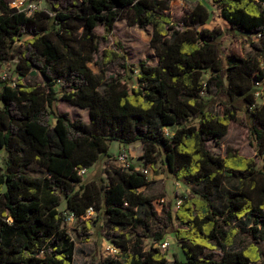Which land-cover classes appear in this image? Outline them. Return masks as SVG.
Masks as SVG:
<instances>
[{"label": "trees", "instance_id": "trees-1", "mask_svg": "<svg viewBox=\"0 0 264 264\" xmlns=\"http://www.w3.org/2000/svg\"><path fill=\"white\" fill-rule=\"evenodd\" d=\"M212 1L229 32L258 41L255 55H223L225 31L206 27L212 12L203 0L179 18L170 0H45L46 11L30 18L0 0V264H73L64 225L90 210L111 228L118 250L101 264H264V104L255 97L256 82L264 84V0ZM121 20L152 28L158 64H124L126 79H104L91 65L123 56L101 52L96 30L112 36ZM7 64L18 75L14 85L1 78ZM37 74L42 85L23 82ZM58 93L85 110L87 122L57 114ZM242 109L258 160L234 148L217 156L207 146L228 134ZM112 142L141 143L145 165L156 170L162 160L190 195L159 213L141 191L153 181L135 165L106 166L104 178L84 180L81 171L111 159ZM33 165L42 175L32 174ZM63 203L69 215L59 210ZM169 233L182 253L173 262L156 247ZM241 237L250 244L235 249ZM206 250H221V258L203 256Z\"/></svg>", "mask_w": 264, "mask_h": 264}, {"label": "rangeland", "instance_id": "rangeland-1", "mask_svg": "<svg viewBox=\"0 0 264 264\" xmlns=\"http://www.w3.org/2000/svg\"><path fill=\"white\" fill-rule=\"evenodd\" d=\"M203 2L212 12V20L206 27L209 29L219 28L225 31V35L221 39V51L223 55L227 56L234 54L241 57L255 55L251 44L257 43L258 41L255 39L242 38L233 32H229L230 26L222 18L218 7L213 3V1L203 0ZM43 4L45 5V0ZM184 12H186L184 8L179 6L177 3L174 4V18L181 17ZM96 33L101 38V52L105 49L114 50L118 51L123 56L116 62L107 66L96 67L95 65H91L92 70L95 73L103 75L104 79L117 76L126 79L127 75L123 69L124 64L136 66L142 61H147L150 66H156L158 64L156 52L150 44L152 38L151 27L140 29L136 26H130L126 20H121L115 24L112 36L105 37V32L102 27L97 28ZM102 38L106 39L104 40ZM115 41L120 43L121 49H118ZM19 45L20 44L17 43L15 48H18ZM101 52L98 55V58L100 57ZM262 62L261 66L264 68V61ZM4 72L7 73V76H11L14 83L17 82L18 75L15 73V67L13 64L5 65ZM128 75L134 77V81L129 84L131 87L136 83L135 77L137 72L131 67V72H129ZM209 77V72L204 73V82H206ZM23 82L32 85H42L44 79L41 75L37 74L35 77L28 76L24 78ZM56 89L59 90V87L56 86ZM205 98L207 99L208 97L205 96ZM262 104H264V98H258V106H261ZM214 107L217 108V106ZM54 111L57 114L68 113L72 119H80L83 122H87L88 120L87 112L85 110L71 106L66 101H63L60 93L57 95ZM250 121V117L247 115L245 110L242 109L238 112L237 119L231 123L228 134L218 142L208 143V149L217 156L224 157L228 148H234L237 149L241 155L245 157H253L258 160L255 157L254 148L251 145V139L249 136L248 125H250ZM51 123H54L53 119L51 120ZM175 129L176 128H173L172 131ZM109 153L111 155V159L103 158L96 166L89 168L86 174L83 175L84 180L90 181L91 179H96L98 181L104 178L103 170L106 166L122 167L119 161V156L121 154H125L128 164L131 163L130 165H133L132 162H135L137 169H143L145 167L148 168L149 179L153 180V184L148 188L141 189V191L155 199L154 205L159 213L161 212V205L163 203L174 204L175 210L180 201L190 195V190L184 184L176 181L169 175L162 160L157 163L156 170L151 169L149 165H145V162L142 159L143 149L141 143L137 142L130 146H124L119 142H112L109 144ZM2 157L3 154L0 152V160ZM30 171L34 175H42V170L35 165L31 166ZM59 210L62 213L69 215L66 204L63 203ZM96 219L97 218L94 213L89 214L88 217L84 219H76L68 216L64 226L74 241L73 264H101V262L109 256L117 255L118 250L107 237V233L112 232L111 228L108 227L107 229H103L101 227L103 222L98 224L95 222ZM88 225L91 227L88 228ZM176 226L177 225H175V227ZM163 241L169 242V247L167 249H161L160 244L156 245V247L166 253L170 262H173L175 257L182 259L180 245L172 236V233L167 234ZM151 244L152 241L146 239V249H149ZM249 244L250 240L248 238L241 237L236 241L234 248L243 249ZM261 246L264 250V237L261 239ZM207 254H213L214 258L218 260L221 258L222 252L221 250H206L203 256Z\"/></svg>", "mask_w": 264, "mask_h": 264}, {"label": "built area", "instance_id": "built-area-1", "mask_svg": "<svg viewBox=\"0 0 264 264\" xmlns=\"http://www.w3.org/2000/svg\"><path fill=\"white\" fill-rule=\"evenodd\" d=\"M200 0H170V13L173 16V7L174 4L177 3L179 6L184 8V10H189L193 5H195L197 2ZM9 6L13 9H16L19 13L24 14L26 17L30 18L34 16L37 12L40 11H46V8L43 3L44 0H9ZM193 4V5H192ZM185 13V12H184ZM175 17V16H173ZM7 73L4 71L1 73V78L2 79H7ZM15 83L13 82L12 85ZM255 97L256 100L258 101V98H264V84L263 82H256L255 86ZM166 135H169L168 131H165ZM119 161L122 165V168H128L130 164H128L127 157L125 154H121L119 156ZM0 167H1V162H0ZM87 170H83L80 172L81 175H85ZM141 172L147 176H149V170L148 169H141ZM94 213L92 210H90L87 214L86 217H88L89 214ZM70 217H73V215H70ZM84 217V218H86ZM82 218V219H84ZM169 247V242L163 241L160 244V248L165 250Z\"/></svg>", "mask_w": 264, "mask_h": 264}, {"label": "crops", "instance_id": "crops-1", "mask_svg": "<svg viewBox=\"0 0 264 264\" xmlns=\"http://www.w3.org/2000/svg\"><path fill=\"white\" fill-rule=\"evenodd\" d=\"M131 164V163H130ZM133 165H135V162H132ZM146 168V167H145ZM153 181V180H152Z\"/></svg>", "mask_w": 264, "mask_h": 264}]
</instances>
